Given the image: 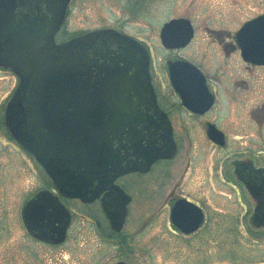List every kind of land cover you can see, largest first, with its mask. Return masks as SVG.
I'll list each match as a JSON object with an SVG mask.
<instances>
[{
    "label": "water",
    "instance_id": "95a60500",
    "mask_svg": "<svg viewBox=\"0 0 264 264\" xmlns=\"http://www.w3.org/2000/svg\"><path fill=\"white\" fill-rule=\"evenodd\" d=\"M69 3L0 0V68L18 78L4 125L58 195L91 202L109 190L118 197L115 208H103L110 227L120 231L130 198L114 180L171 157V127L156 104L147 51L136 39L105 28L55 41ZM192 34L189 20L174 18L162 25L159 38L165 47L184 46ZM236 35L242 58L264 64V15L246 21ZM175 65L188 63L170 67ZM258 185L253 181L250 191L256 194ZM58 195L44 189L26 200L23 221L34 237L64 240L70 215Z\"/></svg>",
    "mask_w": 264,
    "mask_h": 264
},
{
    "label": "rangeland",
    "instance_id": "374dc122",
    "mask_svg": "<svg viewBox=\"0 0 264 264\" xmlns=\"http://www.w3.org/2000/svg\"><path fill=\"white\" fill-rule=\"evenodd\" d=\"M259 14H264V0H70L55 40L61 42L94 29L122 31L148 45L153 55V79L160 83L163 60L173 55L163 52L159 45V30L164 22L172 18L189 19L201 38V52L208 48V29L235 31L243 22ZM190 57L197 56L193 53ZM247 75L254 87L242 90L241 94L234 93L233 99L227 95L229 115L220 123L227 130L230 143L226 150H211L208 154L211 173H217L212 174L214 178L209 183L199 169L203 167L196 169L194 177L184 172L186 152L171 180H154L147 189L149 177L129 179L127 187L133 200L119 241L109 235L107 221L99 213L97 204L85 206L75 200H65L73 215L71 228L65 241L52 248L47 256L45 248L35 244V239L27 234L21 208L32 193L49 189L50 180L4 125V108L18 78L10 69L0 68V264H47L48 259L51 264H113L123 254L137 264H264V228L248 226L246 231L245 228L238 231L237 216H232L241 207L233 197V189L218 179L220 162L230 153L264 164V119L250 116L254 109L264 105V72ZM213 80L218 83L216 78ZM240 90L236 88V92ZM218 158L221 161L217 162ZM165 166L156 169L154 176ZM175 185H179L175 192L201 200L209 205L207 208L224 211L231 226V231H217L212 244L202 243L199 238L192 247H185V259L179 262L165 254L162 223L146 222L151 213L163 209ZM222 194H230L231 199L226 201L220 196ZM247 203V209H252L253 201L249 199ZM95 222L104 226L109 238L98 233Z\"/></svg>",
    "mask_w": 264,
    "mask_h": 264
},
{
    "label": "flooded vegetation",
    "instance_id": "af4514ba",
    "mask_svg": "<svg viewBox=\"0 0 264 264\" xmlns=\"http://www.w3.org/2000/svg\"><path fill=\"white\" fill-rule=\"evenodd\" d=\"M191 25L193 34L184 46L165 47L159 38V45L162 51L173 53L172 56H168L163 60V80L160 83L155 82L153 79V55L150 48L143 40L136 38L145 47L148 54L150 83L156 104L170 123L175 143L174 154L169 158L155 160L145 171L124 173L114 180L115 185L123 189L130 198V201L126 204V215L120 231H115L110 227L109 218L103 208V206H106L110 210L118 205L119 198L113 196L109 190H103L100 196L91 202H81L78 199H69L58 195L59 200L70 213L65 238L59 243L38 239L27 231L22 215L25 200L21 208V220L24 228L27 234L35 239V244L45 248L47 256L52 248L65 241L71 228L73 215L69 207L66 206L65 200H75L85 206L97 204L99 213L107 221L109 235L114 236L119 241L123 235L125 222L130 211L129 206L133 200V195L127 187L129 179L133 177H149L147 189L152 186L154 180H171L176 176V165L183 163V152H186L187 157L184 172L188 171L187 173L190 177L191 175L194 177L198 167H203L199 169L205 175L204 178H206L205 181L207 183L212 180V174H217L216 172L211 173L208 154H210L211 150H226L230 143V136L220 123L229 115L228 107L230 103L227 95L233 99L234 93L241 94L242 90L253 88L254 84L249 81L247 74L250 72H264V64L250 63L242 58L241 46L237 41L236 35L241 26L235 31L208 29V36L210 37V39H207L208 48H204L199 52V47L202 44L200 42L201 38L197 34L195 25L192 22ZM193 53L197 57H190ZM199 53L202 54H200L201 58L198 57ZM174 62H184L188 63V65H175L171 68L170 64ZM218 62L224 64H217ZM214 78L217 79L218 83L214 82ZM236 88L241 90L236 92ZM213 114L215 118H212L214 117ZM250 116L256 119L259 117L264 119V105L254 109ZM218 161H221V158L220 160L218 158ZM163 165H166L164 170L158 171L154 176L155 170ZM220 165L222 168L221 176L218 177L219 181L233 189V197L242 208L232 216H237L236 227L238 231L241 228H245L246 231L248 226L256 229L264 228V171L260 172V170H264V164L259 165L252 158H243V156L238 154L230 153V156L223 158ZM253 181H257L259 184L256 194L250 191V184ZM245 183L248 185L246 186ZM177 188H179V185H175L167 195L168 200L163 209L157 211V213H151L146 221L150 223L159 221L162 223L161 232L164 240H166L164 246L167 247L165 254L175 262L184 261L185 256H183V253H185V247H192L197 239L200 238L202 243L209 242L212 244L216 239L215 233L217 231H231V226L228 224L229 216H226L224 211L220 212L221 210L207 208L209 207L207 203L175 192ZM47 190L56 195L58 194L51 180L50 188ZM220 196L225 198L226 201L231 199L230 194H222ZM249 199L253 201L252 209H247ZM181 200H185L187 204H182L183 209L172 216V209ZM189 203L197 208H192ZM94 224L98 233L105 236V238L110 237L105 233L106 231L102 224L97 222ZM143 226L144 228L146 227V225ZM141 232L143 233L144 230ZM193 254L195 253L193 252ZM122 256L113 264L120 262L137 264L127 256H124V254ZM190 259L191 257H188V260ZM48 260L46 263L51 264Z\"/></svg>",
    "mask_w": 264,
    "mask_h": 264
}]
</instances>
